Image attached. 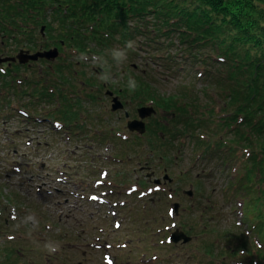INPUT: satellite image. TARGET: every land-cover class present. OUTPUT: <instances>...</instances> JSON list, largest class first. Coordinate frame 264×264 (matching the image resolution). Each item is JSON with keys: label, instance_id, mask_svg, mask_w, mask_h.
<instances>
[{"label": "rangeland", "instance_id": "rangeland-1", "mask_svg": "<svg viewBox=\"0 0 264 264\" xmlns=\"http://www.w3.org/2000/svg\"><path fill=\"white\" fill-rule=\"evenodd\" d=\"M174 34L170 37L158 35L164 41L163 46H160L161 51L153 50V47L149 45L145 51H140L135 59L131 61V58H128L123 67H118L119 73L117 75L109 72L108 74L114 79V83H105L98 79V75L101 72L96 71V69L100 66L95 65L91 59L84 64L77 63L71 69V72L67 76L74 82V87L72 88H83L84 90L87 88L89 91V99L84 101L86 104L82 105V103L78 102V109H76V112H79L80 116L88 118L86 124L87 130H91L92 127L102 128L109 125L108 121L104 122L102 120L101 115H106L103 113L99 103L102 102L103 106L107 105L110 108L111 98L114 96L112 92H116L124 84H126V88L122 96L117 97L115 95L114 97L119 102H125L124 109L131 112L132 120L142 121L146 128L157 120L161 122V126L173 122L176 117V108L171 104L172 111L169 110L167 112L165 105L156 102L152 106L154 115L145 118H141L138 115V110L145 106V99L151 97L147 94L149 88L144 85L145 83H151L152 85L150 84V86L153 91L167 95L174 93L181 94L180 90L182 86H186L189 82L193 81L191 80L193 78L192 74L187 79L184 75H188L189 73L178 71V64L184 59L182 56L185 47L180 46L179 41L176 39L178 34ZM143 36L146 37L145 35ZM143 36L140 37V43L145 45L147 39H144ZM171 37L175 38L170 47L171 50H162L165 45L171 43L169 41ZM136 40L138 42V38ZM12 44L9 41V46L6 49L4 48L5 50L0 48V56L10 55L16 58L22 49H27L26 47L12 49L10 47ZM51 49L36 48L39 52L50 51ZM168 55L178 58L177 62L174 59L172 63V66L175 64L176 70H168L166 68L165 60L162 59H166ZM154 57L160 58V60L157 61L153 59ZM50 61L51 59L45 58L44 61L37 62L36 65L44 69ZM46 70L44 69V71ZM133 70L137 74L135 77ZM83 73L85 76L88 74L94 75L95 79H97V84H105L104 90H106H102V92L96 94L98 95L96 101L93 100L89 86L82 81ZM129 77H134L139 85L138 89L133 93H130L127 88ZM142 80L143 82H141ZM194 88L198 92V90L203 88V84L196 80ZM107 89L112 92H108ZM181 98L177 102L175 99L177 100L178 97H174V102L181 109L180 114L183 113V99ZM185 100L193 103L196 107L200 105L199 109L202 111L209 104L205 102L206 97L202 92L195 99L186 98ZM97 101L100 102L98 103ZM13 102L15 103L16 101L14 100ZM3 107L4 110H1L0 106V228H7L10 232L8 235V238L12 242L10 248L14 246L22 248L28 253L30 260H37V264H113L114 262L115 264H132L128 259L127 249L123 248L121 243H127L129 246L126 239L132 238L133 241H136V238L139 242V249H147L148 244L144 242L145 226L147 224L148 226H153L154 224V229L159 227L158 231L166 224H170L171 226V220L173 219L176 221L175 228H179L182 232L192 236H190L191 239L188 242L178 241L175 249L166 256L174 257L176 251L181 248L180 257L172 261L160 258L159 256L164 255L162 254L164 252L167 253L170 247L157 246L156 250H158L159 254H153V256H156L154 262L151 257L152 259L147 258L145 264L247 263L248 259L246 260L237 255H230L228 246L230 242H233L232 240H228L229 236L234 237L233 240L242 236L243 232L237 228L234 217L241 221L242 214L245 213V210L242 211L243 202L242 200L236 202V199L232 202L226 199L230 195H228L226 190L224 191V187L230 185L232 177H227L226 168L223 166L224 163L216 159L214 151V156L207 161L196 153V151H199L197 148L195 150L193 146V144L198 142L194 135L196 134L194 129L189 130L190 134L188 137H182L181 139H179L181 135L179 132L184 128L181 124H176L178 127L172 125L173 127L170 128L172 131L166 130L161 132L166 138L173 132V129L175 130L173 134L176 137L173 138L171 147H169L168 141L165 143L159 141L160 136L157 133L162 130H159L157 133L151 132L149 134L150 138L156 140V143L160 146L158 156L153 161L149 160V157L145 158L142 154V150L147 153L143 140H139L141 142L138 143L129 141L124 144L116 143L114 139L112 141L107 139L108 143L112 144V150L115 155L111 163H106L102 166L101 162L93 160L94 154L92 152H96L94 144L92 145L93 149L90 150V145H87L86 149H84L82 147L84 145L75 138L69 139L66 142V140H62L64 137L61 134L62 132L54 128L53 124L28 125L25 120H22L24 116L18 109L11 113L6 111L8 105L6 107L3 105ZM51 107L54 106L47 102L43 109L47 110V108ZM78 114H76V120H79ZM117 117H119V120H116ZM110 120L113 121V124L110 125H119L120 122H123L122 111L119 114L114 112ZM191 135L193 137H190ZM27 137L29 138L27 139ZM88 137L86 134L81 140H85ZM44 139H47V141H44ZM93 141L87 143L91 144ZM67 143H70L69 146ZM105 148H107V145L100 143V150H97V152H105ZM161 154L168 159L166 160V158L162 157L168 162L180 160L183 164L169 165L166 161L164 164H160L159 162L163 161L159 157ZM67 157V162H65ZM122 158H129V161L127 159V163L117 161ZM194 158L198 162L197 169L190 174V179L195 181V185L188 178L180 179L181 181L175 184L174 187L171 186L172 188L170 186H161L160 192L156 191L152 194L151 191V193H147V196L144 197L147 199L145 205L148 209L145 215L141 214L138 210L139 199L137 192L118 197V193L115 191L113 194L115 198L114 202H120V199L125 200L128 206L131 207L132 205L134 208H132L129 215L128 210H124L123 207L113 206V210L118 212L114 215L112 214L113 210L111 211L112 207L107 209L104 205L90 200L87 194H85V197H82V187L84 186H81V183L76 178L90 176V170H92L95 172L93 176H97V178H93L92 180H96L98 179V175L101 178L100 171L102 169L110 170L113 176L116 169L120 167V169H123L128 174V178L133 176L135 179L134 182L129 184L141 186L140 180L143 179L145 185L150 184L151 187H155L156 180H162L169 176L173 177L175 173H178V170H184L183 166L189 165L192 160H195ZM95 165L98 169V175L96 174ZM178 166L179 168H177ZM68 168L70 172L65 173L66 175H61L60 172ZM53 171H56V173L53 174ZM70 173L76 178L71 179V183L59 179L61 176L69 178ZM197 173H200V175H197ZM166 180L168 181V179ZM88 182L91 181L85 183L87 186L89 185L87 192H95L96 190V192L101 194L103 187L97 188L92 184H87ZM111 182H114L113 178ZM177 186H181L180 192L175 191ZM56 187H59L61 190L56 189ZM192 189L196 193V196L189 198L186 195V191ZM192 203L196 208L192 214L193 217H190L187 216L184 208L190 207L193 209ZM175 204H177L178 212L174 217H171L168 214L167 208H173ZM232 206H235L233 213L231 211ZM204 212L207 213L206 216L202 214ZM117 219L122 222L120 228L114 227V220ZM201 224L206 227V230ZM200 227L202 229H199ZM157 231H151L153 238L150 239L149 243H153L152 240L160 242L159 237L154 238V233ZM197 232L202 234L201 239L194 238L193 235ZM123 233L129 234V236L125 237ZM163 233L164 231H161V235ZM245 235L248 236L250 243H253V241L260 243L253 231L244 229L243 239ZM1 237L3 238V236ZM49 243L57 247V251L53 254H50L45 247ZM206 245L208 249L205 248ZM208 250L216 254L212 263L209 262V257L207 256ZM232 251L234 252L235 248ZM201 253L204 254L203 257L198 255ZM235 253H237V250ZM247 254L245 253V256L250 257ZM107 255L111 258L109 261L112 263H107L109 262L106 260L108 258ZM230 259L231 261H229ZM127 261H130V263ZM255 264H257L256 261Z\"/></svg>", "mask_w": 264, "mask_h": 264}, {"label": "trees", "instance_id": "trees-1", "mask_svg": "<svg viewBox=\"0 0 264 264\" xmlns=\"http://www.w3.org/2000/svg\"><path fill=\"white\" fill-rule=\"evenodd\" d=\"M42 25H45V37L40 34ZM174 33L178 34L176 39L180 46L185 47L178 71L189 73L184 75L187 79L192 74L193 81L182 86L181 94L167 95L153 91L151 83L144 84L151 96L144 103L158 102L165 105L167 112L172 111L170 104L176 108L173 122L161 126L157 120L149 125V130L155 133L159 130L172 131V125L181 124L184 128L179 134L185 136L194 129L198 140L194 145L198 151L211 156L209 152L213 150L218 159L228 163L227 172L235 175L238 171L231 185L235 184L233 194L244 201L245 213L241 221L235 222L243 233L235 240L228 237L233 241L228 244L229 254L248 259L246 264H255V261L264 264V0H0V48L6 49L11 41L12 49L26 47L36 50L41 46H58L65 49L64 52L68 49L66 53L71 52L70 58L57 63L49 62L43 76L58 77L63 86L72 91L76 90L72 88L74 82L67 75L76 66L77 56L81 53H96L99 60L106 59L109 72L117 75V68L123 65L117 66L112 61L109 54L112 48L123 47L126 41L136 42L138 38L135 50L128 53L132 61L149 45L153 50H160L164 41L158 35L170 37ZM141 36L147 39L145 45L140 43ZM174 40L171 37V43L162 50H171ZM174 59L178 61L176 56L169 55L162 59L168 70L175 69V64L172 66ZM28 69L29 65L0 64L1 108L11 104L10 90L21 97L31 95L27 102H33V110L24 107L28 109V115L38 110L36 104L40 100L54 102V94H47V86L42 84L45 79L39 81L37 94L27 93L21 85L25 82L30 86L34 82L29 76L22 77L21 83L18 82L20 71ZM30 71L35 73L37 68H30ZM133 74L137 76L134 70ZM82 75L96 101V94L102 92L104 83L97 84L92 74ZM196 80L203 84L198 92L194 88ZM125 86L120 87L121 94L125 92ZM83 91H86L85 94L74 102L69 93L58 92L56 98L60 106L57 105L55 110L60 119H65L67 123L76 121L78 102L83 103L82 100L86 99L81 98L84 96L89 98L88 89ZM201 92L206 97L205 102L209 103L204 111L199 109L200 105L196 107L185 100L195 99ZM174 97H178L175 99L177 102L183 99L181 114ZM21 99L23 102L24 98ZM30 104L24 103L25 106ZM174 132L173 129L167 137L169 147L176 137ZM147 140L148 157L153 161L160 146L156 140ZM159 141L165 143L161 137ZM202 214L207 215L205 212ZM244 229L253 231L260 243H250L247 235L243 239ZM9 234L6 228L0 235V264H37V260H30L22 248H10ZM205 248L208 249V246ZM233 248L237 253L231 251ZM208 253L216 256L211 250ZM245 253L250 257H246Z\"/></svg>", "mask_w": 264, "mask_h": 264}, {"label": "clouds", "instance_id": "clouds-1", "mask_svg": "<svg viewBox=\"0 0 264 264\" xmlns=\"http://www.w3.org/2000/svg\"><path fill=\"white\" fill-rule=\"evenodd\" d=\"M136 42L133 40H128L125 42V45L123 47H114L110 50V56L112 61H115V64L117 66L123 65L127 59H128V53L129 51L135 50ZM87 57V53H81L78 59L84 60V58ZM95 65L100 66L101 68L105 69V72L103 74L98 75V79L105 83H114V79L109 76V64L106 59L103 60H94L93 61ZM139 85L138 82L135 80L134 77H129L127 81V88L130 93L135 92L138 89ZM47 251L50 254H53L57 251V247L53 246L52 244L45 245ZM241 255H243V252H241Z\"/></svg>", "mask_w": 264, "mask_h": 264}, {"label": "water", "instance_id": "water-1", "mask_svg": "<svg viewBox=\"0 0 264 264\" xmlns=\"http://www.w3.org/2000/svg\"><path fill=\"white\" fill-rule=\"evenodd\" d=\"M58 55V49L54 48L51 49L50 51H43V52H36V53H30L29 51H21L18 56L16 58H18L20 60L21 63H25L29 60H36L39 57H46L49 59H54L56 56ZM16 58L14 57H4V58H0V62H4V61H8V60H16ZM114 104L112 109H117V108H121L122 104L121 102L117 101L116 98H114ZM139 116L141 118H145L147 116L152 115V113H154V109L152 107H142L139 110ZM128 127L132 130H137L140 133L145 132L146 127L143 124L142 121L140 120H131L128 123ZM180 235L175 236V239H179ZM185 240H187V238H185Z\"/></svg>", "mask_w": 264, "mask_h": 264}, {"label": "bare ground", "instance_id": "bare-ground-1", "mask_svg": "<svg viewBox=\"0 0 264 264\" xmlns=\"http://www.w3.org/2000/svg\"><path fill=\"white\" fill-rule=\"evenodd\" d=\"M114 93H115V92H114ZM115 94H117L119 97L122 96V94H120V93H115ZM105 152H106V154H112V153H113V150H112L111 148H107V149L105 150Z\"/></svg>", "mask_w": 264, "mask_h": 264}]
</instances>
